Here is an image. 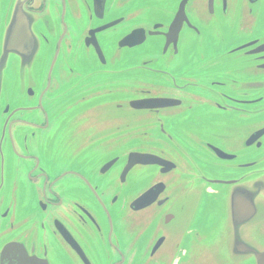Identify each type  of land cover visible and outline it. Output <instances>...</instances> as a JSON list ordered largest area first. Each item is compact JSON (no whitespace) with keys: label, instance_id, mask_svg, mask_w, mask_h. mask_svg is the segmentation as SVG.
Returning a JSON list of instances; mask_svg holds the SVG:
<instances>
[{"label":"water","instance_id":"water-1","mask_svg":"<svg viewBox=\"0 0 264 264\" xmlns=\"http://www.w3.org/2000/svg\"><path fill=\"white\" fill-rule=\"evenodd\" d=\"M105 1L92 0L95 21L103 19ZM1 5L2 0L0 12L10 21L0 40L2 83L5 59L29 70L42 54L36 45L45 38L34 34L35 21L31 24L23 7L9 11ZM261 16L264 0H144L143 22L135 20L116 41L129 61L138 54L132 69H143L144 86L126 82L127 107L116 108L122 104L117 97L110 105L78 113L80 120L93 123L91 136L79 133L89 148L109 137L120 143L126 136L125 154L100 162L99 173L119 163L121 171L112 182L138 192L129 202L139 223L130 234L135 242L146 239L133 264H264ZM120 21L82 34L85 53L97 60L91 69L106 64V41L99 43L94 33L104 34ZM157 200L165 209L154 208ZM7 215L3 211L0 219ZM21 217L17 205L14 219L20 228L10 224L4 232L0 264L56 260L57 252L36 258L27 251ZM55 226L64 239L65 264H91L65 226L59 221Z\"/></svg>","mask_w":264,"mask_h":264},{"label":"flooded vegetation","instance_id":"flooded-vegetation-1","mask_svg":"<svg viewBox=\"0 0 264 264\" xmlns=\"http://www.w3.org/2000/svg\"><path fill=\"white\" fill-rule=\"evenodd\" d=\"M4 6L9 11L23 7L31 24L35 21L34 34L45 41L37 43L36 50H42V54L35 57L36 63L29 70L8 64L9 58L3 64L0 215L3 211L8 215L0 219V241L10 224L20 228L14 219L18 205L23 214L19 220L25 222L29 240L26 249L36 258L57 252L56 260L49 263L67 262L64 239L55 226L59 221L77 239L91 264H133L146 239L135 242L130 234L139 224L135 223L137 213L132 215L129 210V202L138 192L127 184L112 182L111 177L121 171L119 163L110 166L107 173H99L100 162L125 154L126 136L120 143L109 137L89 148L79 133L91 136L93 123L80 120L79 114L85 108L110 105L117 97L122 104L116 108L127 107L130 93L126 82L131 79L144 86L143 69H132L137 67L138 54L129 61L116 43L135 20L143 22L144 0H106L101 21L94 20L92 0H2ZM135 13L141 17L137 19ZM121 19L104 34L94 33L99 43L106 41V64L91 69L90 64L96 65L97 60L85 53L82 34ZM9 22L1 11L0 40ZM161 89L164 93L167 88ZM77 206L92 216L93 223ZM156 206L165 209L160 200ZM182 258L181 250L178 259Z\"/></svg>","mask_w":264,"mask_h":264},{"label":"rangeland","instance_id":"rangeland-1","mask_svg":"<svg viewBox=\"0 0 264 264\" xmlns=\"http://www.w3.org/2000/svg\"><path fill=\"white\" fill-rule=\"evenodd\" d=\"M150 17H153L154 15H149ZM261 20H264V16H261L257 21H261ZM85 205L88 207V208H90V209H92V206L90 205V204H87L86 202H85Z\"/></svg>","mask_w":264,"mask_h":264}]
</instances>
